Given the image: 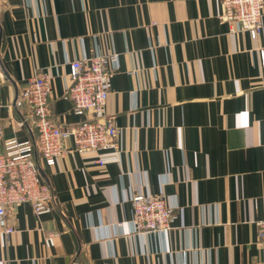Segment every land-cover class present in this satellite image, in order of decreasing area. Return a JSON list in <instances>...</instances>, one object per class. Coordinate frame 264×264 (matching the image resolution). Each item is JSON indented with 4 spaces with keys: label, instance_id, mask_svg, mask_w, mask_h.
Returning <instances> with one entry per match:
<instances>
[{
    "label": "crops",
    "instance_id": "crops-1",
    "mask_svg": "<svg viewBox=\"0 0 264 264\" xmlns=\"http://www.w3.org/2000/svg\"><path fill=\"white\" fill-rule=\"evenodd\" d=\"M220 10L221 0H2L0 153L36 141L21 97L32 76L49 75L52 117L71 126L85 116L65 97L70 62L113 52L106 110L122 150L102 165L90 151L41 166L52 209L9 210L0 264H264V25L256 38L232 31ZM139 194L166 197L171 229L134 227Z\"/></svg>",
    "mask_w": 264,
    "mask_h": 264
},
{
    "label": "built area",
    "instance_id": "built-area-1",
    "mask_svg": "<svg viewBox=\"0 0 264 264\" xmlns=\"http://www.w3.org/2000/svg\"><path fill=\"white\" fill-rule=\"evenodd\" d=\"M219 18L228 22L232 31H248L256 38L263 30L264 0H221ZM117 58L115 52L97 53L70 62V83L65 97L72 101L75 113L85 116L77 124L61 126L53 119L51 82L45 72L32 76L21 91L36 141L11 139L5 142V151L0 153V232L6 237L15 230L8 218L9 210L23 203H29L38 215L52 209L53 190L43 178L41 166H52L58 158L76 152H95L96 162L101 165L118 157L122 150L120 128L106 110L113 76L109 64ZM26 122L22 118L18 125L25 126ZM2 137L0 124V140ZM68 141L72 142L71 147ZM107 150L115 154L105 156L103 153ZM131 201L132 224L137 230L164 232L172 228L174 209L164 195L139 194ZM258 226L264 249V218L258 221Z\"/></svg>",
    "mask_w": 264,
    "mask_h": 264
}]
</instances>
